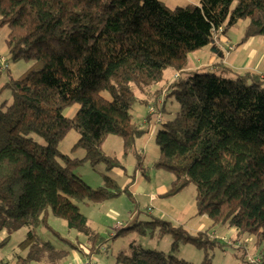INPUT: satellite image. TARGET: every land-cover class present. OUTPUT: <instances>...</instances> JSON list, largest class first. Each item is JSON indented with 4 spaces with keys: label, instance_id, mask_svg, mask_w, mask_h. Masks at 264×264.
<instances>
[{
    "label": "trees",
    "instance_id": "obj_1",
    "mask_svg": "<svg viewBox=\"0 0 264 264\" xmlns=\"http://www.w3.org/2000/svg\"><path fill=\"white\" fill-rule=\"evenodd\" d=\"M242 18L247 19L242 40L264 38V0H199L174 7L162 0H0V28L8 27L7 59L31 61L4 81L1 90L9 89L11 99L0 100V230L9 236L23 226L30 229L19 243L26 253L18 264L64 262L69 250L35 232L39 225L50 228L49 210L86 237L87 254L75 243L71 250L83 257L100 251L103 238L76 201L130 194L107 173L126 171L120 159L104 151L103 142L117 135L123 154L132 150L146 131L131 114L135 91L145 96L139 101L153 102L148 98L159 97L163 88L151 91V86L169 67L179 72L168 85L179 109L155 133L159 154L153 163L174 174L164 194L192 182L198 214L264 243V78L252 72L187 71L191 52ZM75 104L72 116H65L64 109ZM71 129L79 133L73 149L82 148V158L58 148ZM85 163L93 170L105 165L102 185L92 187L75 173ZM141 224V232L145 224H158L160 233L174 230V245L185 239L206 250L202 233L188 235L164 220L135 222L116 235ZM117 261L211 264L208 251L195 263L135 243L120 251Z\"/></svg>",
    "mask_w": 264,
    "mask_h": 264
},
{
    "label": "rangeland",
    "instance_id": "obj_2",
    "mask_svg": "<svg viewBox=\"0 0 264 264\" xmlns=\"http://www.w3.org/2000/svg\"><path fill=\"white\" fill-rule=\"evenodd\" d=\"M164 1L170 7L184 5L189 2H193L192 4L198 3V0ZM246 24L247 19L242 18L228 29L232 42L250 40L251 37L242 40ZM238 29H240L239 32H237ZM7 33V26L0 28V56L5 57V59H7L5 42ZM253 37L256 38L255 41H264L261 35ZM192 57L194 56L191 52L189 61L192 60ZM6 62L9 68L1 66L0 63V90L9 76L20 75L31 64V61L25 60L11 61L7 59ZM201 70L205 71L207 69L203 68ZM171 73L172 68L165 69L163 78L167 77L169 79L168 75ZM162 82L163 79L160 83ZM171 91V89L168 91L164 109H161L160 112L162 122L172 119L179 109V103L171 95ZM135 95L137 99L132 104L131 114L139 128L146 131L135 138L132 150L126 155L123 154V142L119 136L109 134L103 142L104 151L120 159L126 171V173L121 174L122 169L114 168L107 173L114 177L121 186L131 179L135 187L131 192L129 191L130 194L122 193L101 202L76 201L80 212L88 217L89 226L103 238L100 251L88 257L84 256V258L87 257L86 259L96 261L97 264H122L117 261L118 253L120 251L128 252L130 243H135L142 248L159 250L164 252L165 255L173 254L195 263L203 260L206 251H208L211 264H264V243H257L254 234L238 233L234 227H230L228 224H213L206 215L197 213L194 183L189 182L174 194H164L170 189L174 174L166 168L155 167L153 164L159 154L155 133L161 127V123H156L153 129V126L145 121L149 104L146 106L138 100V98H144L145 96L137 90ZM4 99H11L9 89L4 88L0 91V100ZM77 108L78 104L65 108L63 114L72 116ZM31 135L38 142L45 143L40 136L34 133H31ZM78 138L79 133L76 130H69L59 142V150L71 158H82L84 150L82 148L73 149ZM136 154H139L141 159H138ZM140 161L142 164L138 165ZM96 169L93 170L88 163H85L77 167L75 173L90 186L97 187L103 184L100 172H105V165L101 163L97 165ZM154 219L167 221L174 228H182L188 235L202 233L203 240L207 241L204 243L206 250L198 248L193 242L185 239H180L174 245L175 236H177V234H174V230H162V233H160L159 227L161 225L158 224H145L143 232L140 230L142 228L141 224L139 229H125L121 234L116 235L119 228H127L135 222H150ZM47 223L50 228L39 225L35 228V232L55 247L69 250L62 264H70L73 257L70 244L75 243L78 246L81 244L86 246V237L77 230L69 228L66 220L55 216L51 210L48 211ZM28 230H30L29 227L23 226L9 236H7L8 234L4 229L0 230V264H18L19 255H25L26 253V251L19 248V243L24 239ZM27 264L36 263L31 261Z\"/></svg>",
    "mask_w": 264,
    "mask_h": 264
},
{
    "label": "crops",
    "instance_id": "obj_3",
    "mask_svg": "<svg viewBox=\"0 0 264 264\" xmlns=\"http://www.w3.org/2000/svg\"><path fill=\"white\" fill-rule=\"evenodd\" d=\"M239 30L240 29H238L237 32H239ZM255 40L256 38L251 37L249 41L232 42L228 30L224 33H217L207 46L192 52L194 57H192V60L190 59L191 61L188 63L187 71L206 68L215 72H220V70H222V72L228 73L230 76L245 72H252L264 76V41ZM226 66L229 67V69L224 68ZM175 73L176 71L172 69V73L168 75L169 79L167 77L163 78L162 83L159 82L160 84H154L151 86L150 90H158L160 92L161 88H163V90L166 88L164 94L167 97L166 93L169 90L168 85L169 82L172 81ZM182 75L183 74H180V76ZM157 95L158 93L154 96L152 94V96L148 98L149 101H153ZM164 104L165 100L163 103V109ZM145 105L147 106V104ZM148 123L153 126V129L155 128V124H152L151 122ZM121 174H123V171ZM124 186H128L130 192L135 187L134 182L131 179L122 187ZM82 245L83 244L79 247L87 254L88 250L86 246ZM71 251L73 257L70 264H83L87 257H82L78 250L72 249ZM35 263L39 264L37 262Z\"/></svg>",
    "mask_w": 264,
    "mask_h": 264
},
{
    "label": "built area",
    "instance_id": "obj_4",
    "mask_svg": "<svg viewBox=\"0 0 264 264\" xmlns=\"http://www.w3.org/2000/svg\"><path fill=\"white\" fill-rule=\"evenodd\" d=\"M221 30V29H220ZM7 59H5V57L0 56V63L1 66L7 68L8 64H7ZM179 76V72H176L173 76V79H176ZM264 78V76H261ZM168 87V86H167ZM166 88L163 90V93L161 96L157 97V99L152 102L151 104L148 105V112H147V117L145 119L146 122H151L152 124H156V123H161L162 120V116H161V108L163 106V96H164V92H165ZM83 264H97L96 261L90 260V259H86Z\"/></svg>",
    "mask_w": 264,
    "mask_h": 264
}]
</instances>
